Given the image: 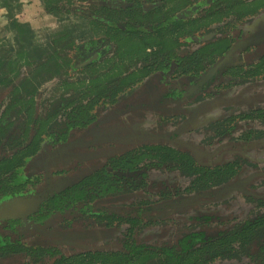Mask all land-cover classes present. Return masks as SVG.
<instances>
[{
  "label": "flooded vegetation",
  "instance_id": "1",
  "mask_svg": "<svg viewBox=\"0 0 264 264\" xmlns=\"http://www.w3.org/2000/svg\"><path fill=\"white\" fill-rule=\"evenodd\" d=\"M144 1L152 7L146 5L145 8L138 0H127L125 8L115 9L118 14L105 12L110 7L93 5V11H82L89 16L83 20L91 29L94 24L100 25L101 31H94L98 33L79 42L72 36L67 37L64 31L56 40L63 59L67 54L69 60L73 56L69 66L63 64L60 68L61 74L77 72L85 78L106 72H124V84L112 81L109 86L106 82L107 91L115 87L119 95L128 100L119 112V119L127 132L124 143L133 144L129 148L130 155L137 153L143 159L137 166L141 176L133 177L124 193L103 194L105 197L96 198L90 205L52 210L42 221L31 217L45 200L48 202L53 197L50 194H58L56 190L61 189L57 188L58 182L68 183L77 174H85L84 179L91 172L103 169L110 156L105 149L114 143L112 138L104 140L105 124L99 125L101 130L92 139L83 134L84 131L87 134L89 127L71 126L73 129L67 134L72 120L67 118L71 106L65 107V104L60 105L59 118L54 119L49 128L42 130L31 123L39 118L45 120L53 101H67L70 91L77 94L75 99L82 97L83 78L74 80L72 85L61 84L63 90L60 89L67 94H59L51 100L45 111L35 105L30 122L20 117L22 124L27 123L29 132L24 128L16 133L17 136L23 137L27 145L34 140L35 133L42 131V138L35 152L28 150L25 168L17 171L15 182L26 183L29 191L0 202L1 205L18 198L41 201L32 213L0 219V223L24 221L5 229L7 232L0 227V252L7 243L18 242L20 249L16 251L23 253L11 255H19L22 264H52L51 255L43 251L32 253L38 247L49 245L57 246L55 249L60 253L57 259L61 255L70 257L69 248L96 249L92 254L97 255L92 259L94 264H105L113 261L111 256L116 252H126L128 242L133 246H146L154 253V248L177 246L185 235L196 233L202 235L196 247L209 250L215 240L234 229L239 234L246 221L264 215V158L258 153L264 147L260 142L264 138V19L260 22L256 19L264 12V3L256 4V0ZM113 22L124 25V31L137 27L147 34L124 35V46L118 53V45L115 46L116 42L106 34ZM105 41L110 47L103 45ZM88 42H97V45L92 49H79ZM137 44V48H132ZM88 61L95 63L82 66ZM233 93L235 98L231 96ZM98 100L97 109L107 108L110 99L99 97ZM237 106L240 109L234 112ZM97 109L91 113L96 115L92 124L100 123L106 112ZM206 119L209 122L201 137L184 147L151 139L152 134H169L174 129L171 139L175 140L180 134L176 129L181 125L178 120H189L191 124ZM138 128L144 129L141 131L145 138L142 144L134 145L132 140L136 136L132 137L139 133ZM68 141H75L79 150L83 149L89 156L72 160L71 150L66 156L61 147ZM58 148V151L63 150L60 156L67 157L62 166L53 172L48 171L50 168L42 169L50 165L52 156L59 159V154L55 155ZM128 150H124V156ZM39 163H43L41 168ZM79 180L80 177L75 181ZM231 199L246 203L239 210ZM251 201H257V206ZM252 211L255 215L250 219L226 224L234 215ZM255 231L249 240L234 243L237 250L232 255H243L256 264H264V251H260L258 245L260 242L264 245V231L260 227ZM5 237H9L8 242ZM226 256L217 257L210 264ZM157 259L154 253V258L146 264H153ZM136 260L138 264L143 261L141 256Z\"/></svg>",
  "mask_w": 264,
  "mask_h": 264
},
{
  "label": "trees",
  "instance_id": "2",
  "mask_svg": "<svg viewBox=\"0 0 264 264\" xmlns=\"http://www.w3.org/2000/svg\"><path fill=\"white\" fill-rule=\"evenodd\" d=\"M44 3L47 13H59L57 9L51 6L50 0H45ZM105 12L108 14H118L117 10L110 8H106ZM113 24V26H108L106 34L108 33L110 40L116 42L115 46L118 45V53L119 48L124 46V35L129 34L141 36V34H144L143 31L137 27L132 28L131 31H129L128 28L124 31V25L115 22H113ZM145 34L147 33L145 32ZM139 41H142V38H139ZM71 44L73 43L71 42ZM96 45L97 42H88L81 45L79 49H92ZM137 47L138 44L132 48ZM57 48L58 45L57 47L54 46L52 52L46 55L44 59L36 62L40 70H38L35 75H27L25 79H22L15 84L12 82V79L10 80L11 82L5 80V77L3 78L5 80L4 82L0 80V83H2L0 93L8 91L7 95L11 98L10 103L5 109L4 115L0 119V202L6 201L15 196H23L29 191L26 189V183L17 184L15 180L18 169H24L26 166L28 150L29 153H33V151L35 152L38 149L42 138V131L35 133L33 137L34 140L27 145V141H25L23 137L16 135L21 129L24 131V128H26V132H29V128L26 126L27 123L22 124V120H19L20 118L18 117L23 116L22 119L26 117L29 119L28 122H30L35 107L33 97L38 92L36 86H40L48 79L56 78V76L61 74L60 68L64 66L63 64L69 66L71 60H73V56L70 57V60L68 59L69 54L65 55L63 59ZM122 55L123 54H120V56ZM93 62L95 63V61H88L87 64L86 62H83L82 66L88 67L92 65ZM65 77L63 83L69 79V75H65ZM128 79L131 78L128 77ZM112 81H120L124 84V72L118 74L106 72L97 77L88 76L83 78L82 84L80 85L82 94L79 93L82 97L75 99L77 94L72 90L70 91V96L67 101H53L54 103H52L50 109L47 110L45 120H40L39 118L38 120L31 122L35 123L36 127L40 126L42 130L46 127L49 128L51 122L54 121V119L57 120L59 118L60 105L65 104V107L71 106L67 118L72 120L71 125L68 124L67 134L69 130L71 131L73 128L81 129L89 127L87 129V134L85 131L83 134L85 136L87 135L88 139H92L98 133V130H101L99 125L105 124L103 126L104 140L107 137L108 140L112 138V142H114L111 148L105 149L107 152L106 155L110 156L103 169H98L95 173H93L94 171L91 172L88 176H85L86 178L84 177V179L82 176L85 174L80 176L77 174L73 179L70 178L68 183L66 182L60 187L61 189L56 190L58 194H50L53 197L50 198L48 202L45 200L46 202L44 201L40 209L31 215L33 219L42 221L48 218L52 210L60 211L62 208H70L74 205H84L86 203H89V205L93 204L96 198L105 197L103 194L118 195L119 193H124V191H127L125 187H127L126 185H129V181H131L133 177L141 176V170H137V166L143 159L138 157L137 153H135L134 156L130 155L132 152H129V148L132 147L133 144L124 143V134H127V132L124 131L122 120L119 119V112L124 108V105L128 100L127 98L124 99V96H120L118 93L119 90L115 89V87H113L111 91H107V87L108 85H111ZM106 82H109L108 85ZM8 83H10V87L7 85ZM72 84L73 81L71 85ZM4 94L5 93L0 94V97H3ZM117 96L118 99L115 100ZM99 97L110 99L107 103V108L102 109L101 107L100 109H97L100 106L98 103ZM96 109L98 112L103 110L106 112H104L100 123L96 122L95 124H92V121L96 119V115L91 113H94ZM11 113L14 116L13 118H11L12 115L10 116ZM71 126H73V128ZM16 138L18 139V143H16ZM76 144L75 141H68L66 144L62 145L61 148L64 149L66 156L69 155L70 150L72 155H74L71 158L72 160L76 158L78 159L79 156L83 157V155L89 156V154L84 153L83 149L79 150ZM124 150H128L129 152L125 156ZM148 151L150 150H147L146 152ZM79 177L81 180L78 182L75 181L79 179ZM23 222L22 219H16L14 222L5 221L0 223V227L2 228V231L7 232L5 229L11 228L15 223L23 224ZM2 225L6 227L3 228ZM258 227L262 228L264 231V215L254 221H246L241 226V232L239 234L236 233L235 229L231 233H226L220 237V239L215 240L213 244L210 245L211 247L208 246L210 247L209 250L208 248L196 247V244L202 239L201 234L196 233L185 235L177 246L154 248V250H156L154 252L155 256L157 255L158 259L154 261L153 264H210L211 261L217 257L234 254L237 250V248L234 247V243L237 241L245 242L249 240V236L252 233H256L257 231H255V229ZM4 239L6 240L5 242L9 241V237H5ZM129 239L130 237L128 240ZM15 244L10 245L7 243L6 247L2 248L0 252V264H8L10 259L11 264H22L20 263L19 255L13 256L15 254L23 253L16 251V249L19 250L20 247L18 242L16 245ZM258 245H260V251H264V245L262 242L258 243ZM55 248H57L56 245L44 246V248L38 247L34 249L32 253L36 254L39 251H43L44 254L51 255L53 257L52 264H94L95 262L92 259L97 257V255L86 253L77 254L73 257H68L67 255H65L67 256L65 257L61 255V258L57 259L56 255H60V253ZM10 251H13L14 253H10ZM125 251L126 252L121 251L122 253H113L114 255L111 256V258H114L113 261L105 264H138L136 262L138 256H141L143 259L141 264H146L150 258H154V253H150L151 250L146 246H133L128 242Z\"/></svg>",
  "mask_w": 264,
  "mask_h": 264
},
{
  "label": "rangeland",
  "instance_id": "3",
  "mask_svg": "<svg viewBox=\"0 0 264 264\" xmlns=\"http://www.w3.org/2000/svg\"><path fill=\"white\" fill-rule=\"evenodd\" d=\"M44 2L45 0H0V80L3 82L5 80L10 81L12 79V82L15 84L20 82L22 79H25L27 75H35L38 70H40L36 64V61L44 59L45 56L53 50L54 46L57 47L59 42L56 40L61 34H64L62 32L66 31L68 34H66L67 37L72 36L75 41L79 42L82 40L84 41L91 35L93 36L95 33L101 31L100 25L94 24L92 25L91 29V26L83 20L89 19L87 13L83 12L91 10L93 11L91 8L93 5H100L114 9H120L123 7L125 8L127 6V0H50L51 6L59 11V13L50 14L47 13ZM138 2H143L145 4V8L146 5L148 7H152V5L145 3L144 0H138ZM259 2L264 3V0H256L255 3L258 4ZM263 16L264 12L259 14L256 19L259 21ZM262 19H264V17ZM256 23L257 21L255 24ZM94 31L98 32L94 33ZM54 42H56L55 45ZM103 45L110 47L106 41L103 43ZM72 49L73 48H71V51ZM64 50L70 49L64 48ZM108 51H111V48H108ZM4 77L5 80L3 79ZM65 78V74H59L56 76V78L54 77L48 79L40 86H36L38 92L35 94L33 99L35 101L36 107H38L39 110H47V108L50 106L51 100L55 99V97H58L59 94L61 95L64 93L62 91L63 85L61 86V84L69 85L74 80L81 81L84 76L81 77V75L77 72H69V79H67L65 83H62ZM1 85L2 83H0V86ZM7 85L9 86L10 83ZM3 93H5L4 96L0 97V117L4 115L5 109L11 100V98H9L7 95L8 91L2 92L0 94ZM231 96L232 98H235L236 94L233 93ZM232 98H230V100H233ZM239 109L240 106H237L234 112L238 111ZM208 120L209 119H206V121H199V123L191 124H189V120H178V123L181 124L176 127V129L179 130L181 134H179L178 138L175 140L171 139V135L174 134L172 131H175L173 129L169 134L164 132L152 134L151 139H156L157 142L165 140L167 144L173 147H184L191 141L201 137L202 130L206 127L207 123L209 122ZM156 121L157 119L154 122ZM137 130L139 133L134 134L132 137L134 138L136 136V139H131L134 141V145L142 144L145 138V136H143L145 134L142 133L144 129L138 128ZM260 142L261 145L264 146V138H262ZM58 150L59 148L55 150L56 153H54L55 155L59 154V159L52 156L50 165L42 167L43 163H39L40 168L42 167L44 170H48L47 168H50V170H48L50 172L60 168V166L63 164V159H66L67 157L60 156V153L63 152V150ZM262 150V152L258 153L264 158V147H262ZM70 161L71 159L68 160V162ZM62 184L63 182H58L56 184L57 188L61 187ZM228 187L231 189V186ZM231 202H233L235 207L239 210L242 209L246 203V201H234V199H231ZM251 203H255L254 206H257L258 204L257 201H251ZM254 215V211L242 215H234V219L232 218L226 222V224L229 226L235 224L238 221H240L238 223H241L250 219ZM95 250L96 249L93 248L68 249V251L71 252L70 257H73L77 254H85L86 252L93 254L96 252ZM219 260L220 261L216 262V264H256L253 262L252 258L250 259L243 255L238 257H233V255L226 256ZM24 263L27 264L30 262Z\"/></svg>",
  "mask_w": 264,
  "mask_h": 264
},
{
  "label": "water",
  "instance_id": "4",
  "mask_svg": "<svg viewBox=\"0 0 264 264\" xmlns=\"http://www.w3.org/2000/svg\"><path fill=\"white\" fill-rule=\"evenodd\" d=\"M40 202L37 198H18L2 203L0 205V219L6 217L14 218L19 215L32 213L37 209Z\"/></svg>",
  "mask_w": 264,
  "mask_h": 264
}]
</instances>
